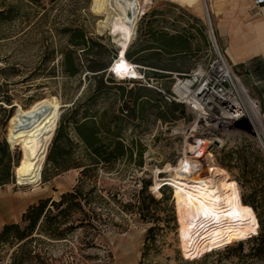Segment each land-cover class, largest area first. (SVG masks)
<instances>
[{
    "label": "rangeland",
    "instance_id": "1",
    "mask_svg": "<svg viewBox=\"0 0 264 264\" xmlns=\"http://www.w3.org/2000/svg\"><path fill=\"white\" fill-rule=\"evenodd\" d=\"M202 3L204 7L197 10V15L178 5H167L164 12L170 19L165 23L171 22V26H167L168 33H158L151 43L140 41L139 35L138 43L129 45V51L152 63L154 70H144L150 72L147 76L137 68L144 78L122 79L110 70L114 54L120 49L109 28L102 23L108 15L95 7V0H0V9L9 6L16 9L15 17L0 20V100H10L8 103L0 101V139L8 141L13 158L19 161L18 165H13L14 181L0 186V229L7 223L20 222L24 212L40 199L59 200L62 193L71 191L79 183L81 169L58 170L48 163L55 134L63 119L68 120L69 108L78 99L85 102L91 92L88 90L90 80L86 78L89 72L75 77L65 72L63 58L66 51H74L83 60L82 68L85 67L86 52L99 53V58L110 63L107 74L114 76L115 84L125 87L126 91L138 87L136 83L140 82L157 92L142 91L135 115L126 117L129 113L124 111L119 119L120 126L113 127L130 144L133 158L100 166L87 177L85 191L92 186L95 191L91 204H84L86 226L72 230L66 239L44 238L43 242H38L47 264H141L147 230L152 225L155 226L154 237L144 264H264V260L247 255L252 246L250 239L259 233L260 223L249 236L237 237L219 246L209 245L202 236L195 238L194 246H199L198 252L188 251L193 200L177 195L176 187L162 184L176 175L182 160L198 153L194 154L192 150L196 141H207L197 158L205 163L203 170L212 163L225 169L213 177L214 189L223 195L227 192L223 181H236L242 202L243 197L255 200L264 216V197L261 193L254 195L255 190L264 186V148L261 143V140L264 142V125L258 100L244 85L240 64L220 41V27L214 13L204 0ZM137 5L135 30L147 3L138 0ZM79 30L87 42L84 46L74 44L78 41L76 32ZM148 44L153 50L142 52L141 48ZM219 55L226 59L239 78L248 101L256 103L259 125L253 115L232 125L220 124L213 115L199 121V113L175 93L176 88L188 80L193 82L192 92L199 91L206 80L202 78V71H208ZM167 67L177 70L174 73L159 72L168 70ZM43 99L55 101L60 106V115L40 149L31 155L39 154L45 144L44 152L34 161L36 164L30 165L25 151L30 140L11 143L9 121L18 109H28ZM123 100L119 89L113 88L97 99L92 110L107 111L108 118L119 116ZM129 105L134 106L131 102ZM23 157L25 165L27 162L35 169L33 184H19L16 180L17 167ZM145 184L160 200L151 206L157 223L148 222L137 213L138 199ZM157 184L162 185L158 188ZM186 191L197 195V188ZM82 216L75 214V218ZM234 227L243 226L237 223ZM220 228L224 231L226 227ZM239 242H244L241 251L225 250L226 246ZM2 254L8 257L7 251Z\"/></svg>",
    "mask_w": 264,
    "mask_h": 264
},
{
    "label": "trees",
    "instance_id": "2",
    "mask_svg": "<svg viewBox=\"0 0 264 264\" xmlns=\"http://www.w3.org/2000/svg\"><path fill=\"white\" fill-rule=\"evenodd\" d=\"M15 14L14 6L0 9V20H10L15 17ZM76 35L78 41H74V44L77 46L86 45L83 32L79 30ZM91 52L88 51L85 54L84 68L81 67L82 59L78 58L74 51L70 50L64 53L63 65L67 75L75 77L89 72L86 78L90 80L88 90L91 89V92L85 102L78 99L74 102V106L69 108L68 120L63 119L60 123L48 154V163L58 170L81 169L79 183L71 191L62 193L59 200L40 199L24 212L20 222L7 223L0 229V264H47L40 248H38L44 238L49 240L66 239L72 230L86 226L84 204H91V197L95 191L94 186L85 191L84 182L87 177L98 170L100 166L111 165L122 158H133L130 144L126 143L121 133L114 130L113 127L120 126L119 119L121 120L124 111L129 113L126 117L135 115V106L141 98L142 91L150 94H157V92L140 82L136 83L138 87L126 91L125 87L115 84L117 82L114 76L107 74L110 63L99 58V53L91 54ZM146 75L150 76L148 73ZM113 88L119 89L124 100L119 110L121 114L108 118L107 111L92 109L97 99L101 95L111 92ZM0 101L8 103L10 100L6 98V100ZM130 102L134 106H130ZM59 141L64 145L62 146ZM44 150L45 144L39 154L32 156L25 149L29 164H36L34 161ZM13 155L8 141L5 138L0 139V186L14 181L13 165H18L19 161L15 160ZM140 155L142 154L140 153ZM17 173L19 184H33L35 169L30 167L27 162L25 165L24 157L17 167ZM44 178L48 180L46 177ZM259 193L264 197V186L255 190L254 195L257 196ZM159 202L160 200L149 192L148 184H145L138 199L137 213L146 221L157 223L154 214L151 213V206ZM243 202L254 208L260 223L259 233L250 239L252 246L247 255L256 260H264V216L259 212L255 200L251 201L243 197ZM77 213H81L83 216L75 218ZM149 216L154 218H149ZM154 231V225L147 230L141 264H144ZM243 247L244 242H239L237 245L226 246L225 250L228 252L241 251ZM3 251L8 252L7 258L2 254Z\"/></svg>",
    "mask_w": 264,
    "mask_h": 264
},
{
    "label": "bare ground",
    "instance_id": "3",
    "mask_svg": "<svg viewBox=\"0 0 264 264\" xmlns=\"http://www.w3.org/2000/svg\"><path fill=\"white\" fill-rule=\"evenodd\" d=\"M137 3L138 0H95V7L101 13L108 15V18L102 23L106 28H109L120 49L111 71L122 79L141 77L137 69L126 58V51L135 34V21L139 13ZM201 75L206 80L199 91L192 92L193 82L190 80L183 81L184 83L175 90L183 102L192 106L199 113V121L204 120V116L213 115L214 118L219 119L220 124L232 125L253 115L259 125L258 107H256V103L248 101L242 86L235 85L230 89L222 90L214 89L210 86L203 71ZM241 102L245 103L243 112L238 108ZM59 115L60 106L49 99L38 101L25 110L18 109L9 121V141L19 144L22 140L29 139L26 151L29 154L35 153L40 149L41 143L50 135L52 127L59 120ZM206 142L196 141L192 150L194 154L198 153L182 160L176 175L162 183L176 187L177 195L193 200L189 216L191 227L186 249L194 253L198 252L199 247L198 245L194 246L195 238L199 239L202 236V240L209 241V245L219 246L232 242L237 237L249 236L252 230L259 227L256 212L250 205H245L242 202L236 181H223L222 185L227 189L223 195L218 193V189H214L213 177L222 174L225 169L212 163L208 165L206 171L203 170L206 165L197 158L201 154L202 148H205ZM210 156L213 154L211 153ZM159 184H157L158 188L162 185ZM187 188H197V195L194 192L186 191ZM237 223L243 227L236 229L234 224ZM224 225L226 233L220 228ZM207 238L209 239L207 240Z\"/></svg>",
    "mask_w": 264,
    "mask_h": 264
},
{
    "label": "crops",
    "instance_id": "4",
    "mask_svg": "<svg viewBox=\"0 0 264 264\" xmlns=\"http://www.w3.org/2000/svg\"><path fill=\"white\" fill-rule=\"evenodd\" d=\"M145 1L147 7L144 16L138 22L134 37L130 42L131 45L134 42L138 43L139 35L140 41L151 43L158 33L164 31L168 33L167 26H171V22L165 23L167 19H170L164 12L167 5H178L189 11H195L193 13L196 15L197 10L204 7L202 0ZM204 4L214 13L220 27V41L225 44L229 55L237 60V64H240L244 85L258 100L261 120L264 125V1L257 4L256 0H204ZM141 34H144L145 41ZM130 48L129 46L126 51V58L132 64L141 68L144 73H150L144 70H154L152 63L134 55L131 50L129 51ZM141 50L148 52L153 48L148 44ZM167 69H161L159 72L174 73L177 70L169 67Z\"/></svg>",
    "mask_w": 264,
    "mask_h": 264
},
{
    "label": "built area",
    "instance_id": "5",
    "mask_svg": "<svg viewBox=\"0 0 264 264\" xmlns=\"http://www.w3.org/2000/svg\"><path fill=\"white\" fill-rule=\"evenodd\" d=\"M264 0H256L257 4H261ZM134 68H138L134 65ZM210 82V85L214 89H230L235 85L241 86L240 80L237 75L232 70L231 66L227 63L226 59L219 55L210 65L208 71L204 70L203 72ZM144 78L143 75L140 74ZM130 78V77H129ZM242 112L245 110V103L241 102V105L238 107ZM251 123L252 120L250 119ZM262 138V135L260 136ZM262 147L264 148V142L261 140Z\"/></svg>",
    "mask_w": 264,
    "mask_h": 264
},
{
    "label": "water",
    "instance_id": "6",
    "mask_svg": "<svg viewBox=\"0 0 264 264\" xmlns=\"http://www.w3.org/2000/svg\"><path fill=\"white\" fill-rule=\"evenodd\" d=\"M114 58H115V59L118 58V54H117V53L114 54ZM16 180H17V182L19 181V179H18V177H17V174H16Z\"/></svg>",
    "mask_w": 264,
    "mask_h": 264
}]
</instances>
